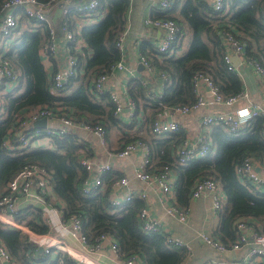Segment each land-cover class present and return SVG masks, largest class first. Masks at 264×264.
<instances>
[{
  "label": "trees",
  "instance_id": "obj_1",
  "mask_svg": "<svg viewBox=\"0 0 264 264\" xmlns=\"http://www.w3.org/2000/svg\"><path fill=\"white\" fill-rule=\"evenodd\" d=\"M131 7L129 0H98L96 12L104 15L98 24L85 25L78 31L76 23L70 25L67 22L75 40L85 44L75 49V40L69 43L70 53L78 60L82 70L57 94L51 90L56 69L46 70L40 55L48 41L46 27L22 15L17 28L4 39L0 55L10 62L19 79L14 87L7 82L0 88V194L24 166L39 165L51 172V185L61 202L63 220L67 222L76 216L82 223V232L88 244L96 246L102 235H108L117 242L123 258L136 256L146 264H180L186 256L184 249L169 244L165 234L144 233L143 224L137 219V214L144 208L142 201L134 199L120 207L111 204V187L120 175L109 171L100 186L89 194L83 193L82 184L88 173L81 160L89 156L83 146L70 136L53 138L51 144L55 150L31 148V142L26 147H19V135L30 128H19L16 120L33 108L47 106L60 109V116H71L78 123L106 124V130L119 126L109 96L96 94L93 84L99 75L109 74L121 59L116 40L125 29ZM159 18H168L176 23L178 47L185 38L189 40V46L181 56L141 52L155 70L165 76L160 78L162 93L158 97L147 96V88L139 81H131L127 90L134 104L132 119L141 114L150 129L162 112L195 102V77L198 74L210 77L223 96H236L243 91L242 81L235 72L227 70L224 62L226 48L222 32L231 33L236 40L244 43L247 56L264 69V0H223L220 12L214 11L204 0H183L182 3L181 0H173L170 10L153 19ZM32 27L37 30L30 31ZM263 129L262 116L236 133L215 126L208 154L184 166L178 163L176 155L177 148L184 141L183 133L154 139L150 144L151 162L146 171L158 174L166 167L174 172L177 177L176 199L184 208L199 179L217 181L227 202L220 210V226L215 236L224 244L232 243L239 219L264 220V193L243 186L234 171L247 157L261 162L264 160ZM10 131L11 148L4 144ZM136 140L142 139L135 138L127 144ZM16 222L37 235L48 233L41 211L37 208H27L23 214L19 212ZM0 241L15 264H78L62 252L54 256L39 253L38 247L26 235L19 230L4 228L1 224Z\"/></svg>",
  "mask_w": 264,
  "mask_h": 264
},
{
  "label": "built area",
  "instance_id": "obj_2",
  "mask_svg": "<svg viewBox=\"0 0 264 264\" xmlns=\"http://www.w3.org/2000/svg\"><path fill=\"white\" fill-rule=\"evenodd\" d=\"M60 0H3L0 7V44L4 39L11 34L18 26V21L21 16L24 15L28 20H33L38 23L41 27H46L48 32V41L45 43L41 50V57L44 60L50 61L54 58L59 50L58 35L55 27L52 25L48 12L53 8ZM132 2L133 0H129ZM212 5L214 11L220 12L223 9V0H204ZM173 0H158L160 12H167L172 8ZM98 7V0H90L89 2L83 4L76 8V11L88 18L96 13V8ZM64 14H68L65 9ZM146 26H151L153 28L159 29L161 32L160 39L155 47V52L160 55L170 56L177 44L178 39V27L176 23L168 18L162 19H146L144 21ZM60 31L63 36L64 42L67 45V53L64 57L63 63L58 70H56L52 76L53 87L52 92L57 94L61 89L69 83L71 79L79 74L82 70L81 65L78 60L70 53L69 43H71L74 38V32L67 24L63 22L60 26ZM127 33V27L118 36L116 40V48L121 54V59L112 68L114 70H124L125 67L122 62V56L125 47V38ZM224 46L226 48L224 54V62L226 64L227 70L235 72V68L232 63V52L231 48L234 50L235 55L239 56L245 62L250 63L255 72L262 78L263 81V93H264V69L255 60L247 56L246 45L239 42L234 38L231 33L222 32ZM82 43L79 40H75L74 48L77 49L76 45ZM140 63L150 74H154L159 78H165L163 73H159L150 63L149 59L142 55L139 57ZM236 73V72H235ZM108 74H101L95 80L94 92L96 94H106L109 96L111 102L115 108V114H119L122 111V106L118 97L112 93L107 87L106 83L108 80ZM18 73L14 70L13 66L7 59H4L0 55V88L10 82L14 87L18 83ZM203 82L208 88L211 97L209 99L205 98L199 92V85ZM11 86V87H12ZM9 87V88H11ZM8 90V88H7ZM195 96L196 100L193 104L189 106H178L175 107L171 112L177 115H188L193 112H197L202 108L218 104L224 106H234L243 97L244 90L236 96H223L219 93L218 88L213 83L212 79L208 76L198 74L195 77ZM129 109L134 108L132 101H129ZM60 109L53 107H38L29 110L24 116L17 118L16 124L19 128H27L28 125L34 122L46 118L47 121L53 118L59 120L60 128H34L28 132L19 135V147H26L32 139L36 138H47L52 140L53 138H64L70 136L76 140V136L73 134V129L80 130L82 132L90 133L95 135L97 138L104 143L106 129L105 125L97 123L90 124L87 122H75L71 116H60ZM258 116L264 117V112L259 107H249V106H237L232 111L229 112H216V113H206L202 117L201 124L208 130L213 129L215 126H221L225 131L230 133H236L239 130L246 128L251 124V122ZM179 125L174 121H165L157 119L153 125L151 132L154 136L164 137L168 135H174L178 132ZM264 135V129H263ZM209 135V133H208ZM206 136L200 138L195 142L184 140L183 143L177 148L176 155L178 157V163L182 166L187 165L192 160L203 158L208 154L209 146L211 144V136ZM11 136L8 133L5 137L4 144L11 148L9 145ZM138 151L142 152L141 163L137 166L135 170V177L144 182L147 186L155 187L159 192L162 193V202L165 204L167 194L173 188V182L171 177V171L169 168H163V171L158 174H152L147 172V168L151 162V146L147 141L136 140L128 143L117 155L120 158L130 156L132 153ZM81 165L87 171L88 177L82 184V191L84 194H89L94 188L100 186L103 182L104 176L111 170L109 164H98L89 158H83L81 160ZM235 174L239 178L241 184L251 190H260L264 193V176L255 169V160L247 157L239 165L235 167ZM51 173L45 168L36 165L29 164L24 166L17 175L7 183L3 193L0 194V215H5L7 212L13 217L17 216L16 205L19 198H31L33 196V190L36 188L40 196L46 195L50 192V182ZM128 181L125 177L116 180L111 187L110 192V202L115 207H120L123 204L130 203L134 195L132 192H124ZM201 197L210 198L212 202V208L214 211H220L226 196L222 190L221 185L212 178H202L199 179L191 192V199L197 200ZM140 199H144V194L140 195ZM165 208L166 213L177 218L180 223L186 221V211L179 209L176 206L168 205ZM137 219H139L143 224V231L145 234H165V229L155 220L151 218L148 208L144 207L139 214H137ZM68 228L72 231L74 237H76L83 244H87L85 235L82 232V223L76 217L72 216L67 221ZM244 224H239V229L244 228ZM109 237L108 235H102L96 246H91V248H98L101 241ZM200 240L211 247L218 254L224 253L227 250V246L223 245L219 241L215 240L211 236L201 233L199 234ZM31 243H37L36 239L30 241ZM167 242L174 246L181 245L180 242L174 241L171 238H167ZM34 244V243H33ZM36 245V244H35ZM41 245V244H40ZM40 245H36L40 247ZM42 246V245H41ZM232 250H239L242 247L248 248L247 253L244 258L237 262L212 260L206 264H247V262L253 258L261 257L264 259V226L260 233L250 232L247 236L245 234L239 235V238L230 246ZM55 249V255L58 252L67 253V249L63 246L58 245L44 247V252L49 254ZM110 249L119 257V264H138L141 259L136 256H128L123 258L121 250L117 242L113 239L110 245ZM0 260L4 264H14L9 252L6 247L0 241Z\"/></svg>",
  "mask_w": 264,
  "mask_h": 264
},
{
  "label": "crops",
  "instance_id": "obj_3",
  "mask_svg": "<svg viewBox=\"0 0 264 264\" xmlns=\"http://www.w3.org/2000/svg\"><path fill=\"white\" fill-rule=\"evenodd\" d=\"M89 1L90 0H60L53 8H51V10H49V19L55 27L58 35L59 50L57 55L50 61L44 60L41 57V61L46 70L52 68L58 70L67 53V45L64 42L59 28L62 22L66 21L70 25L76 23V28L80 31L83 26L98 24L103 19L104 15L99 12L86 18L76 11V8ZM182 2L183 0H181V3ZM131 8L129 17L125 23L127 33L122 56V62L125 69L111 71L108 74L109 77L106 83V87L118 97L122 106V111L115 115L119 120V126L106 130L104 143L93 134L73 129V134L77 138L75 141L83 146L89 159H92L98 164H109L111 166V172L120 175V178L125 177L127 179L128 184L124 192H132L134 195L133 200L138 199L142 201L144 205L143 207L148 208L151 218L165 229L164 233L167 238L169 237L174 241L180 242L181 245L177 246V248L186 251V256L180 264H206L212 260L229 262L240 261L245 257L248 248L242 247V249L239 250H232L230 246L241 234L247 236L250 232L260 233L264 226V220L255 218L239 219L235 224L236 237L234 241L229 244H224L215 236L220 226V211L213 210L210 198L201 197L194 200L191 199L190 196L187 207H181L176 199L175 188L177 177L174 172H171L173 188L167 194L166 202L163 204V195L161 192L155 187L147 186L144 182L135 177V170L141 163L142 152L138 151L123 158H120L117 155L127 142L132 139L139 138L147 141L149 144H151L154 139H163L152 134L151 129L146 126L141 114H139L136 119H132L134 108L132 110L129 109L128 106L131 99L127 94L131 81H139L143 84L147 88V96L158 97L162 93L160 78L154 74L148 73L139 60V57L142 54L141 52H144L147 55L155 52V47L161 36L159 29L146 26L144 21L146 19H153L162 12L159 10L158 0H133ZM65 9L68 11L67 15L63 12ZM35 30L37 29L34 27L30 29V31ZM184 42L186 43L184 44ZM84 45V43H79L76 47L79 49ZM188 46L189 40L185 38L181 46L178 47L176 45L174 52L170 56L167 55V57L183 55L187 51ZM231 52V58H236L238 62L236 65H233L237 66L235 72L243 83V94H245L246 97H243L234 106L214 104L188 115L172 114L171 111L162 112L158 119L168 122H176L179 125L178 133L181 132L184 134V140L195 142L200 138L206 137L208 133L211 136L212 128L211 130H208L201 124L202 117L206 113L229 112L237 106L259 107L264 112L262 78L255 72L250 63L245 62L242 58L235 55L232 48ZM199 92L207 99L211 97L208 88L203 82L199 85ZM104 125L107 127L106 124ZM128 126H131V128H127ZM28 127L30 128L29 130L34 129L33 124L28 125ZM46 127L58 129L60 128V122L53 118L47 121ZM51 141L52 140L47 138L32 139L30 141V147L41 148L43 150H55ZM255 169L260 175L264 176V160L262 162L255 160ZM51 179L49 182L51 190L46 195L39 197L40 193L38 194V190L34 188L33 196L31 198H19L16 205L17 214H19V212H22L23 214L27 208L39 209L41 211L42 221L48 227L47 234L37 235L33 233L24 225L16 222L17 216L13 217L8 212L5 215H0V224L4 228L19 230L22 234L27 236L29 241L36 239L37 243H33L36 245L41 244L42 246L40 245V247L43 250L44 247L47 246H63L67 249V253L65 252V254L78 264H119V257L110 249V245L113 242L112 237H107L101 241L98 248L94 249L91 248L90 244L87 243L85 245L74 237L72 231L68 228L67 222L63 220L60 209L61 202L53 192ZM258 191L262 192L260 190ZM141 194H144V199H140ZM226 202L225 199L222 208L225 206ZM168 205L176 206L179 209L186 211V221L180 223L177 218L169 216L164 208ZM240 223H243L245 226L242 230L238 228ZM201 233H205L227 246V250L224 253L218 254L200 240L199 234ZM50 254L54 256L55 249H53ZM0 264L4 263L0 260ZM138 264L146 263L141 260ZM247 264H264V259L261 257L253 258L249 260Z\"/></svg>",
  "mask_w": 264,
  "mask_h": 264
},
{
  "label": "water",
  "instance_id": "obj_4",
  "mask_svg": "<svg viewBox=\"0 0 264 264\" xmlns=\"http://www.w3.org/2000/svg\"><path fill=\"white\" fill-rule=\"evenodd\" d=\"M232 63L235 64V65L238 63L236 58L232 59ZM33 125H34V128H45L47 126V119L46 118H42V119L34 122ZM38 252L42 253L43 249L41 247H39L38 248Z\"/></svg>",
  "mask_w": 264,
  "mask_h": 264
},
{
  "label": "rangeland",
  "instance_id": "obj_5",
  "mask_svg": "<svg viewBox=\"0 0 264 264\" xmlns=\"http://www.w3.org/2000/svg\"><path fill=\"white\" fill-rule=\"evenodd\" d=\"M186 42H184V44H185Z\"/></svg>",
  "mask_w": 264,
  "mask_h": 264
}]
</instances>
